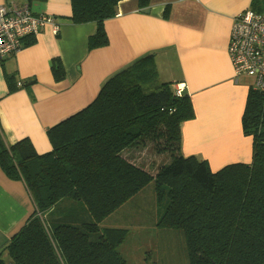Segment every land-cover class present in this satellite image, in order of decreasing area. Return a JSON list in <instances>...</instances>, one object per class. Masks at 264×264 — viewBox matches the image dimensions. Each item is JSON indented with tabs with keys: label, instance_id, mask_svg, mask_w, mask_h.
<instances>
[{
	"label": "trees",
	"instance_id": "1",
	"mask_svg": "<svg viewBox=\"0 0 264 264\" xmlns=\"http://www.w3.org/2000/svg\"><path fill=\"white\" fill-rule=\"evenodd\" d=\"M121 1L71 0L72 23L97 25L89 50L110 44L105 21ZM261 1L252 9L262 11ZM34 38L26 37L24 47ZM52 73L66 78L61 58H53ZM6 78L10 93L20 88L14 75ZM194 117L190 95L162 81L148 53L108 76L86 107L49 127L50 151L37 152L29 137L7 145L0 127V167L22 179L35 202L6 245L12 264H129L119 250L128 231L101 223L150 184L166 201L157 224L184 235L189 264H264V90L250 84L241 119L252 138L250 162L213 170L207 160L185 155L182 127ZM152 145L160 163L137 156ZM65 200L79 207L53 216Z\"/></svg>",
	"mask_w": 264,
	"mask_h": 264
},
{
	"label": "crops",
	"instance_id": "2",
	"mask_svg": "<svg viewBox=\"0 0 264 264\" xmlns=\"http://www.w3.org/2000/svg\"><path fill=\"white\" fill-rule=\"evenodd\" d=\"M11 1L29 3L0 0V5ZM253 1L151 0L146 12L139 0H123L117 15L105 21L110 44L93 50L88 39L97 25L72 23L71 0L31 3L34 13L55 16L60 30L55 34L47 24L32 44L0 58V127L5 142L11 145L29 137L37 152L52 150L49 127L90 104L108 76L153 53L159 78L172 66L168 81L174 86L182 83L193 101L195 117L182 127L183 153L207 160L213 170L250 162L252 138L244 134L241 119L251 83L245 82L247 77L235 83L228 45L234 18L252 8ZM258 5L263 8L264 0ZM54 57L64 63L67 73L62 81L52 73ZM7 74L14 75L20 87L13 93ZM34 209L25 182L10 178L0 167V260L5 264H12L6 245Z\"/></svg>",
	"mask_w": 264,
	"mask_h": 264
},
{
	"label": "built area",
	"instance_id": "3",
	"mask_svg": "<svg viewBox=\"0 0 264 264\" xmlns=\"http://www.w3.org/2000/svg\"><path fill=\"white\" fill-rule=\"evenodd\" d=\"M47 24L59 33L60 24L55 16L34 13L28 3L11 1L0 5V58L17 53L23 48L28 36H37ZM228 51L234 67V81L240 83L251 78L252 84L264 90V9L252 8L241 11L233 21ZM181 95L185 87L176 84Z\"/></svg>",
	"mask_w": 264,
	"mask_h": 264
},
{
	"label": "rangeland",
	"instance_id": "4",
	"mask_svg": "<svg viewBox=\"0 0 264 264\" xmlns=\"http://www.w3.org/2000/svg\"><path fill=\"white\" fill-rule=\"evenodd\" d=\"M172 72L173 67L168 66L161 80L168 81ZM245 82L250 84L252 79L247 77ZM137 156L139 159H143L144 156L158 158L159 163L164 160L155 155L153 145L145 151L138 152ZM165 204L166 201L164 203L159 201L153 184H150L101 223L104 227H121L128 231L119 250L129 264H189L184 235L178 230L163 228L157 224ZM79 205L83 206L82 203ZM67 206L78 205L65 200L57 206L56 212L53 210L51 213L57 216L59 209ZM51 213L45 214L48 223Z\"/></svg>",
	"mask_w": 264,
	"mask_h": 264
},
{
	"label": "water",
	"instance_id": "5",
	"mask_svg": "<svg viewBox=\"0 0 264 264\" xmlns=\"http://www.w3.org/2000/svg\"><path fill=\"white\" fill-rule=\"evenodd\" d=\"M145 11H146V12H149V9H146Z\"/></svg>",
	"mask_w": 264,
	"mask_h": 264
}]
</instances>
